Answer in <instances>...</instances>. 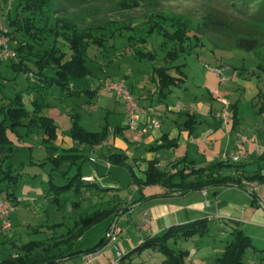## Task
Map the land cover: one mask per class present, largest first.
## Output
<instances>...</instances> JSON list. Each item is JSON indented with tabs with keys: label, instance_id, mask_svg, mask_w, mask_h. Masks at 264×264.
<instances>
[{
	"label": "rangeland",
	"instance_id": "374dc122",
	"mask_svg": "<svg viewBox=\"0 0 264 264\" xmlns=\"http://www.w3.org/2000/svg\"><path fill=\"white\" fill-rule=\"evenodd\" d=\"M22 1L24 0H0V29L11 30L9 20L22 14ZM72 5L70 16L83 26L113 22L115 29L119 25L127 24L133 25L135 30H119L115 33V40H110V44L114 43L115 48H108L107 52L97 54L96 57L91 54L89 66L93 75L74 81L69 92L73 94H68L47 81L48 78L41 80L40 75L34 73H19L8 66V63H1L0 98L13 99L21 95L29 110H33L34 102L41 104L43 113L54 118L63 135L70 137L73 122L71 115L77 113L80 114L81 125L90 132L101 131L105 126H109L110 131L123 126L126 103L115 91L100 92L93 100H89L86 92L98 88L101 81L123 80L138 102L140 99L143 105L162 109L165 102L170 106L180 104L185 108L189 99L196 110L200 101L212 103L215 109H222L218 97H225L234 104L239 102L240 122L247 135L252 136L256 129L263 133L264 109L261 111V108L264 106V0H92L77 5L74 2ZM173 16L189 19L194 26L207 19H218L227 26L203 29L199 35L200 40L193 37L188 42L186 52L182 53L178 61L187 65L188 80L184 84L187 90L184 89L180 94V89L176 87L167 100L160 101L154 72L156 67L164 64L163 56L167 51V47L163 45L164 38L157 33H151L146 45L140 43L138 46L137 42L138 36L153 25L170 28L171 22H166L164 18ZM192 34L196 35L194 32ZM130 36L136 38L130 41ZM243 37L256 38L261 44L254 51L240 48L237 40ZM138 52H156L157 57L152 60ZM28 64L36 71L35 63ZM48 74H51L50 70ZM213 86L220 91L219 95V92L215 95L216 99H212L210 94ZM74 91L82 93L75 94ZM174 116L179 118L178 114ZM185 120L186 118L182 121ZM11 138L17 146V151L9 163L21 174L16 188L20 204L6 221H0V260L12 252L8 241L13 238L18 245L45 239L56 230L58 234L66 231L82 215L109 207L92 206L93 204L88 206L81 196L72 198L73 201H83L77 207L73 206L72 201L65 203L63 207L50 203L47 196L54 165L49 159L50 154L41 144V135L34 134L25 141H20L14 134H11ZM131 152H134V148L129 149L128 153ZM179 152L180 149H177V153ZM256 160L246 162L245 169L250 171L262 167L264 170V160ZM130 165L133 166L132 161ZM83 166L84 170L92 172L90 162ZM76 169L75 166L72 173ZM114 172L116 187L123 188L119 192L120 197L126 203H130V197L134 195L136 200L139 199L140 193L133 186L135 176L130 169L115 166ZM54 176L55 180H58L56 175ZM5 223L10 224L8 229L3 228ZM59 223L63 225L54 228V224ZM112 223H115L114 217L87 231L77 243L76 249L87 250L96 246L103 238H109ZM228 224L226 227L210 224L209 234L196 236L191 240L171 239L170 247L177 253L188 252L187 264H215L216 259L222 255L225 243L231 236V226L235 223L229 221ZM118 226L123 230V234L115 243H109V247L106 246L104 251L102 250V254L107 253L106 256L113 252L114 257L117 250L124 255L129 254L145 241L138 238V229L132 220L128 223L121 218ZM36 228H41V232L35 231ZM241 228L252 237L255 246L247 251L245 263L264 264V231L257 233L251 227ZM79 259L77 257L58 264H76ZM105 259L104 255L95 264H102ZM130 261L135 264H163L164 255L159 250L143 248L133 252L130 258H126L125 263Z\"/></svg>",
	"mask_w": 264,
	"mask_h": 264
},
{
	"label": "trees",
	"instance_id": "16d2710c",
	"mask_svg": "<svg viewBox=\"0 0 264 264\" xmlns=\"http://www.w3.org/2000/svg\"><path fill=\"white\" fill-rule=\"evenodd\" d=\"M92 0H24L21 3L22 14L9 20L11 30L0 29V34L9 37L11 47L16 51V59L4 61L0 57V64L8 63L15 71L23 74L40 75V79L48 78L47 81L58 88L71 91L74 81L81 80L93 75L89 66L91 54L107 52L108 48H115L110 40H115V33L119 30H135L133 25H119L115 29V23L109 22L98 26H83L70 16L72 3H82ZM127 5L129 3L124 2ZM163 17V16H162ZM170 23V28L162 25H153L144 34L138 36L137 44L146 45L147 38L151 33H157L164 38L166 53L163 56L164 64L155 68L156 81L158 82L157 93L159 99H166L174 88H181L188 80L187 65L178 63L182 53L186 52V46L193 37L200 40L199 35L203 29L225 27L227 24L218 19H207L194 26L192 21L182 17L164 18ZM194 32L196 35H191ZM111 38V39H110ZM130 41L135 36H130ZM110 44V45H109ZM136 44V47H138ZM258 39L239 38L237 45L240 48L254 51L260 46ZM155 60L156 52H138ZM28 62L35 63L37 69L33 71ZM50 70L51 74H48ZM48 74V75H47ZM99 87L86 91L89 100H93L99 94ZM74 93H82L74 91ZM42 105L34 102L33 110L26 108L21 95L13 99L0 98V199L12 202L15 207L20 204L16 194L21 174L16 172L14 166L9 163L17 151L11 134L20 141H25L34 134L41 135V144L50 154V160L54 167L49 185L50 192L47 196L49 202L63 207L65 203L72 201L73 206L82 204L73 201L72 198L81 196L87 205H108L109 207L98 209L92 213L82 215L75 220L73 225L66 231L48 234L45 239L32 240L18 245L15 239L8 241L12 252L0 260V264H58L68 260L83 257L87 253L104 248L109 242L103 238L96 246L87 250H77V243L84 234L96 225L114 217V221L129 210L128 203H124L119 192L123 188L104 186L95 181L85 180L84 164L89 160V153L107 144L111 136L124 137L128 127L120 126L110 131L105 126L101 131H87L80 123V114H73L70 137L73 146L69 148L58 147L57 140L60 137V127L50 115L43 113ZM264 106L261 108V111ZM232 113L231 123L236 127L240 123L238 104L230 107ZM195 117V115H191ZM189 119L185 127L189 130L194 128L198 121ZM176 142L164 136L161 143L152 147L150 151L159 152L166 147L175 146ZM89 152V153H87ZM261 156V158H263ZM105 159L113 166L127 167L128 155L124 152L111 150ZM244 162H234L230 159L220 161L207 166H196L195 162L187 159L177 161L160 168L157 158L148 161V168L144 171V177L134 178L133 185L138 189L159 187L163 195L188 194L193 191H207L219 189L224 186H236L245 189V181L258 182L264 185V170L258 167L246 170ZM65 166H69L66 168ZM77 167L74 173V167ZM55 172H57L55 174ZM72 174V175H71ZM58 180H55V176ZM254 201L261 200L257 194H253ZM142 197L134 202H139ZM235 223V222H234ZM63 224H54V228H60ZM113 223L110 225V227ZM232 227L231 236L225 243L222 255L216 259L215 264H246L247 251L254 247L253 239L243 230L238 223ZM110 229V228H109ZM35 231L41 232V228ZM210 233V221L207 218L199 219L188 224L172 226L148 237L131 253L122 256L119 264H126L127 257L133 252L143 248L159 250L164 255L163 264H187L188 252L177 253L170 247V240H191L196 236H204ZM128 264H135L130 261ZM193 264V263H190Z\"/></svg>",
	"mask_w": 264,
	"mask_h": 264
},
{
	"label": "crops",
	"instance_id": "0c3cea01",
	"mask_svg": "<svg viewBox=\"0 0 264 264\" xmlns=\"http://www.w3.org/2000/svg\"><path fill=\"white\" fill-rule=\"evenodd\" d=\"M179 89L180 94L184 89L187 90L184 86ZM217 93L220 94L219 89L213 86L210 90L212 99H216L215 95ZM167 98L161 101H165ZM195 98L199 100L198 97ZM218 100L222 104V109H215L212 103L208 104L207 101H200L196 110L192 107L193 102L190 101L185 108L180 104L170 106L165 102L164 109H162L153 107V105H143L139 99L140 107L147 111V115L141 116L140 125L147 127L150 120L156 118L161 123L160 127L148 128L139 142L131 141L134 133L129 128L125 131L124 137L111 136L107 144L90 153L88 162H90L92 172L89 173L84 170L86 176L93 177L95 181L104 186L118 188L115 185V166H109L105 159V155H108L110 149L128 155L127 167L137 178L144 177V171L148 168V161L155 158L159 160L158 166L162 169L183 159L191 160L195 162L196 166L201 167L227 159L232 160L233 155H239L240 161L244 163L254 162L256 159L258 162L264 160V157L261 159V156L264 155V130L262 133L256 129L252 136H248L241 122L236 127L231 123V120L227 124L224 123L219 114L228 110L231 114L230 118H232L230 107L234 102L225 97H218ZM225 101L229 103L228 107ZM237 104L240 107L239 102ZM125 112L126 110H124L123 126L128 127ZM239 112L241 114V109ZM174 114H178L179 118ZM192 114L195 115L194 118L191 117ZM184 118L186 120L182 121ZM191 118L198 121L192 132L185 127V123ZM164 136L176 142V145L166 147L159 152L150 151L152 147L161 143ZM242 138H246V141L240 142ZM56 145L69 148L73 146V141L71 137H65L60 130V137ZM130 148H134V152L128 153ZM177 149H180L179 153H177ZM164 151L166 152L163 153ZM130 161H132L133 166L130 165ZM134 188L140 193V198L143 199L134 204L136 196L130 197L131 202L128 203L129 210L127 211L129 213L126 212L127 214L124 213L121 217H118L111 229L114 226L119 227L118 222L121 218L128 223L132 220L134 226L138 229H136L138 238L146 239L172 226L184 225L207 218L210 224H218L219 227H226L228 222L232 221L238 223L240 227L254 228L257 233H261V230L264 231V185L262 192L258 195L261 199L259 201H254L253 194L246 188L236 186H224L207 191H193L184 195H163V191L159 187H148L141 190L138 189V186H134ZM261 194L262 196H260ZM123 202L126 203L124 200ZM121 231L122 235L123 230ZM104 248L101 250L104 251ZM111 253L107 256V253L100 255L101 259L104 255L106 257L102 264H106L113 257L114 254ZM79 258L76 264H79L83 257Z\"/></svg>",
	"mask_w": 264,
	"mask_h": 264
},
{
	"label": "built area",
	"instance_id": "2783aa9c",
	"mask_svg": "<svg viewBox=\"0 0 264 264\" xmlns=\"http://www.w3.org/2000/svg\"><path fill=\"white\" fill-rule=\"evenodd\" d=\"M4 30V28L2 29ZM5 31V30H4ZM11 41L9 37H6L5 35L0 34V57L4 61H9L11 59H16L17 53L15 50H13L10 47ZM99 93L103 91H115L120 98L126 103V117H127V126L128 128L134 133L131 141L133 142H139L143 138V136L146 134L148 128H159L161 123L158 119L153 118L150 120V123L147 127H143L140 125V119L142 115H147V111L140 107L138 101L135 99L133 93L130 91V89L127 87L125 81L123 80H106L101 81L99 86ZM225 104L227 107L229 106V103L225 101ZM230 112L228 110H225L223 113L219 114V117L222 118L224 123H229L230 121ZM246 141V138H242L240 142ZM105 144V143H104ZM103 144V145H104ZM232 161L239 162L240 156L239 155H233ZM108 165L111 166V164L108 162ZM85 180L87 181H93V177H86ZM245 188L249 190L252 194H260L263 190V185L259 184L258 182H250L245 181L243 183ZM264 204V200H263ZM16 207L15 205L6 199H0V221H6L10 215L15 212ZM10 227V224L5 223L3 228L8 229ZM116 232V235H115ZM121 229L119 227H113L111 232L108 234L110 241L109 242H115L118 240L119 236L121 235ZM113 233V235L111 234ZM102 254V250H98L95 252L87 253L83 256L82 261L79 264H94L95 261L100 257ZM123 254L117 250L115 253V256L109 260L106 264H119L120 260L122 258Z\"/></svg>",
	"mask_w": 264,
	"mask_h": 264
},
{
	"label": "water",
	"instance_id": "95a60500",
	"mask_svg": "<svg viewBox=\"0 0 264 264\" xmlns=\"http://www.w3.org/2000/svg\"><path fill=\"white\" fill-rule=\"evenodd\" d=\"M110 241V238H108V242Z\"/></svg>",
	"mask_w": 264,
	"mask_h": 264
}]
</instances>
